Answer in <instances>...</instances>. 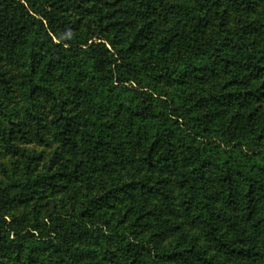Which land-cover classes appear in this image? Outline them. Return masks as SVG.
<instances>
[{
    "label": "trees",
    "instance_id": "16d2710c",
    "mask_svg": "<svg viewBox=\"0 0 264 264\" xmlns=\"http://www.w3.org/2000/svg\"><path fill=\"white\" fill-rule=\"evenodd\" d=\"M0 264H264V0H0Z\"/></svg>",
    "mask_w": 264,
    "mask_h": 264
},
{
    "label": "rangeland",
    "instance_id": "374dc122",
    "mask_svg": "<svg viewBox=\"0 0 264 264\" xmlns=\"http://www.w3.org/2000/svg\"><path fill=\"white\" fill-rule=\"evenodd\" d=\"M49 140L50 141L47 144H40L34 141V142L26 144V146L30 149H35L38 152H44L45 155L49 156L53 152L54 147L56 145L55 143L52 142L50 138Z\"/></svg>",
    "mask_w": 264,
    "mask_h": 264
}]
</instances>
